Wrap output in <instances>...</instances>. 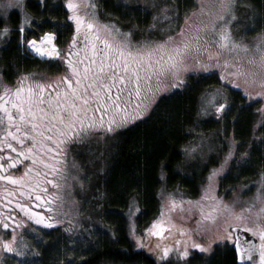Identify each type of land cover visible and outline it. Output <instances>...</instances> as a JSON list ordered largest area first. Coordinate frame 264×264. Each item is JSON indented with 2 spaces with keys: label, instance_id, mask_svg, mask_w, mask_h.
Masks as SVG:
<instances>
[{
  "label": "snow or ice",
  "instance_id": "1",
  "mask_svg": "<svg viewBox=\"0 0 264 264\" xmlns=\"http://www.w3.org/2000/svg\"><path fill=\"white\" fill-rule=\"evenodd\" d=\"M66 6L72 13L68 18L75 22L77 35L73 37V44L82 38L85 42L82 48L74 51L73 44H69L66 55L62 56L61 49L55 43V32H44L38 38L33 36L26 40V44L38 56L64 61L68 71L51 80L34 81L24 75L18 79L15 87L0 83V181L19 185V193L29 199L35 196V201L45 200V196L40 194L41 184L50 183L56 189L61 187L57 180L64 179L67 171V143L78 142L96 130L115 132L143 117L145 111L141 104L148 95H155L156 90L171 91L185 83L180 74L188 71L189 58L205 71L210 67H223L229 76L243 78L245 83L251 78L264 89V34L255 37L252 43H244L233 36L229 25L236 19V0H198L197 7L184 16L185 24L191 21L195 26L187 32L184 27H179L178 33L174 31L172 21L179 20V14L165 4L153 19L168 21V29L161 31L171 30L174 34L166 35L164 39L139 42L132 41V34L122 32L115 24L101 23L97 6L90 0H66ZM10 9H19L22 14L17 28L21 41H24L25 26L32 23V17L24 11V0H0V19H6ZM11 31L5 25L0 29V38ZM213 46L215 52L211 51ZM203 53H207L208 63L201 62ZM221 78L228 77L222 73ZM163 79L172 81L170 87L160 89ZM153 80L156 81L155 88ZM230 82L236 83L234 79ZM236 86L242 87L239 84ZM243 91L250 100L264 97V91L252 93L247 88ZM205 104L212 105L217 115L228 106L227 102L216 104L215 94L208 97ZM132 106L134 111L129 113ZM232 155L230 150L226 159ZM22 157L31 160L25 172L20 176L7 174L21 164ZM61 162L64 167H61ZM41 167L43 172L38 171ZM220 170L212 169L209 172V183L195 201L168 193L166 201L162 200L160 215L144 229L145 235L164 239L165 231L175 227L173 214L177 211L186 214L182 219H192L193 214L198 216L195 229L177 228L181 237L192 231H205L208 225H215L218 217L226 211L227 216L231 217L224 221L227 235L217 237L214 243L228 242L234 245L241 264H264V173L261 174V187L257 194L251 202H247V207L235 213L230 205H222L214 195H208L213 178ZM48 177L53 179L49 180ZM161 195L163 197L164 194ZM59 198V195L55 197ZM49 201L54 202V198L49 196L45 203ZM17 207L36 224L52 227L60 223L52 217L45 218L42 212H34L27 203L17 204ZM50 211L55 209L51 208ZM8 219L11 216H0V226L12 232L10 239L0 237V253L7 251L25 256L26 253L17 246V221L13 219L9 224L6 222ZM241 227L259 237V243L242 240L239 234L228 231ZM71 230L67 229L69 232ZM132 231H135L134 225ZM136 239L137 247H147L140 237ZM181 244V239H176L174 246L166 245L160 249L157 243L155 248L162 253L160 259L168 257L172 251L187 257L189 245L185 241L181 251ZM191 248L201 252L210 251V247L195 241L191 243ZM254 253H258V259Z\"/></svg>",
  "mask_w": 264,
  "mask_h": 264
},
{
  "label": "rangeland",
  "instance_id": "2",
  "mask_svg": "<svg viewBox=\"0 0 264 264\" xmlns=\"http://www.w3.org/2000/svg\"><path fill=\"white\" fill-rule=\"evenodd\" d=\"M27 1L24 0V11L28 13L26 9ZM52 1V4L58 2V0ZM90 2L95 3L96 6L100 4L99 0H90ZM115 2L122 5L123 9L127 12H132L133 9H137L144 14L147 13L149 16L147 25L144 24V18L141 17L138 20L139 25L132 24L131 26H126L128 24L127 22L118 20L115 18L116 16L100 9L103 13L102 18H104V21L115 24L122 32H130L132 34L131 39L134 42L146 39L159 40L164 39L166 35L174 34L171 30L167 32L161 31V29H168V21L153 19L165 4L170 5L179 14V20L172 21L176 33L179 32V27H184L187 32L190 27L195 26V23L191 21L185 24L184 16L197 7L198 0H183L180 4H175L172 0H115ZM64 3H66V0H64ZM255 3V0H236L234 9L236 19L229 25L233 36L244 43H252L255 37L264 34V0L262 4ZM189 4L191 8L186 9L189 8ZM13 12H18L19 14L18 26L22 20V14L19 9H10L7 18L0 19V21H3L4 26L7 25L21 38V33L17 26L13 28L10 25L9 17ZM170 15H175V13H170ZM97 16L100 21V15L98 13ZM130 17L132 16L130 15ZM153 25L155 27H152ZM27 28L29 27L25 26L24 37L27 33ZM31 30L35 32L40 30V27L36 26ZM11 36L12 34L10 32L6 37L0 38V48L4 45L5 40ZM24 45L25 50L27 49L34 58L44 61L49 60L47 57H41L35 54L28 48L26 43ZM211 51H216L215 46H213ZM200 60L202 63H208L207 53L201 54ZM187 63L189 66L188 71L181 72L180 74V78L185 83L181 87L174 88L171 91L156 90L155 95H148L147 99L141 104V108L145 111L143 117L132 121L122 128L116 129L115 132L109 133L96 130L78 142L72 141L67 143L65 146L67 159L65 178L57 180L61 185L59 189L54 188L50 183L41 184L40 194L45 196L44 201H35V196L32 199L22 196L18 191L19 185H12L11 182L0 181V216H11V219L6 221L9 224L12 223L13 219L17 221V226H15L18 236L17 246L21 251L26 253L25 256H18L16 253L3 251L0 253V264H45V262L50 264H75L78 260L82 259L91 250L92 246L106 234L107 230H110L109 226L105 223L107 214L103 207L104 193L100 187L99 180L104 176L108 168L111 150H113L117 141L116 134L147 118L158 100L165 94L181 89L186 84L188 76L190 75L198 76L215 73L220 80V85L211 87L200 98V122L198 124L200 131H196L191 142L183 148L184 159L180 168L185 169L188 166L201 170L205 166H208L210 169L197 196L190 197L186 194L185 190L179 188L166 189L162 187L160 191L161 203L162 200L166 201L168 193L177 196L182 195L185 199H191L193 201L197 200L201 197L204 188L209 183L207 179L209 172L212 169H221L213 178L212 189L208 195H214L222 205H230L235 213H239L241 208L247 207V202H251L261 187V174L264 173V167L257 169V164L254 162V159H256L254 155L260 148L261 158H264V126H261L264 124V111H261L264 109V97H255L254 100H250L245 95L243 89L247 88L252 93L264 91V89L257 82H253L251 78L245 83L243 78L229 76L228 71L223 67H210L205 71L192 58H189ZM45 67L46 65L40 68L41 70L22 72L13 82H17L24 75H28L34 81L53 79V77L45 74ZM47 69L49 70V68ZM222 73L228 78L222 79ZM233 79L236 81L235 84L230 82ZM6 82L7 80L0 74V83L8 85ZM171 83L172 81L170 79H163L159 87L160 89L167 88L170 87ZM237 84L242 87H237ZM153 86L154 88L156 86L155 80H153ZM213 94L216 96V104L227 102L228 106L220 115L216 114L215 108L212 105L205 104V100ZM133 99L135 100V97ZM244 103L247 107L245 109L243 108L244 110L240 118H238L239 123L241 124L245 119L252 121L251 131L246 140H242V138L237 139L236 137H239L238 132L236 137L233 131L229 132L231 128L230 121L239 112L238 107ZM145 105H147L146 108L144 107ZM240 108L242 109V107ZM133 111L134 106L129 108V113ZM205 121L212 122V126L209 128V131L202 133L204 131L202 129V122ZM193 146L197 147L195 150L189 151ZM230 150L233 155L226 159ZM13 155L15 156L16 154L14 153ZM30 162L31 160L29 158L22 157L21 164L10 169L7 174L13 176L22 175ZM61 167H64L63 162H61ZM38 171L43 172L42 167L38 168ZM41 179H44V177L41 176ZM48 179L51 180L53 177H48ZM44 189H47V191H44ZM161 193L164 194L163 197ZM57 195H59V199H55ZM49 196L54 198V202L49 201L46 204L45 201L48 200ZM20 203H27L34 212H42L45 218L52 217L60 221V223H55L52 227H47L45 224H36L35 220L28 219L17 207V204ZM204 203L207 205L208 202L205 201ZM51 208H54L55 211H50ZM123 211L127 220L128 233L135 247L145 250L158 260H161L160 257L162 255L160 249L166 245L174 246L176 239H181L182 241L181 246H179L181 251L183 250V243L185 241L189 245V255L187 257L179 256L178 251L170 252L168 258L177 264H186L185 261L193 255V252L198 253L203 259L201 262L206 263L208 262V258H212L214 255L215 247L232 245L228 242L214 243L217 237L227 235L224 231V221L225 219H231V217L227 216L226 211H223L221 216L218 217V222L215 225H208L203 232H189L184 237L178 234L177 228L183 226L195 229L198 216L193 214L192 219H182V217H186V214L177 211L173 214L175 227L165 231L164 239H159L151 235L146 236L144 230H138L136 216L139 207L136 201L133 200ZM13 212L15 213L14 216L11 215ZM21 224L23 226H19ZM133 225L135 226L134 232L132 231ZM69 228L72 229L70 232L67 231ZM228 231L234 234V228H230ZM11 235V230L3 229L0 226V237L10 239ZM21 237L22 239H20ZM137 237H140L143 243L147 244V247H137ZM193 241L210 247V251L201 252L199 249L191 248ZM157 243L160 245V249L155 248Z\"/></svg>",
  "mask_w": 264,
  "mask_h": 264
},
{
  "label": "trees",
  "instance_id": "3",
  "mask_svg": "<svg viewBox=\"0 0 264 264\" xmlns=\"http://www.w3.org/2000/svg\"><path fill=\"white\" fill-rule=\"evenodd\" d=\"M181 1L183 0H172L175 4H180ZM255 1V4L263 2ZM52 2L43 0L41 5L40 0H28L26 9L32 17V23L27 25L29 28L26 29L24 42L12 30V36L6 39L0 48V74L7 82L12 83L22 72L41 70L40 68L48 62L34 58L27 49L25 50L24 43L35 36L36 32L40 35L61 22L66 23L64 0H58L55 4ZM99 3L102 11H107L118 20L127 22L126 26L139 25L138 20L141 17L144 18L146 25L149 20L147 13L144 14L137 9L127 12L115 0H99ZM190 4L186 9L191 8ZM18 20V12L11 13L9 21L13 28L17 26ZM3 26L4 22L0 21V29ZM36 26L40 27V30L33 32L31 29ZM218 85L220 80L215 73L190 75L181 89L163 95L147 118L116 134L117 141L111 150L108 168L99 180L104 193L103 207L107 214L105 223L110 230H107L91 250L75 264H177L168 257L158 260L145 250L136 248L128 233L123 210L133 200L136 201L139 207L136 223L138 230L141 231L160 215L162 187L185 190L190 197L199 194L210 168L205 166L198 170L186 166L185 169H181L180 165L184 159L183 148L191 142L196 131H200L198 126L200 98L211 87ZM240 107L234 116L237 118L230 121L229 132L233 131L235 137L238 132L239 137L236 138L246 140L251 131L252 121L245 119L239 123L238 118L247 106L244 103ZM202 125L204 130L202 133H206L212 122L205 121ZM260 152L261 148L254 155L257 169L264 167V158H261ZM213 254L212 258H208V262L204 263L201 262L202 257L193 252L185 263L237 264L232 245L215 247Z\"/></svg>",
  "mask_w": 264,
  "mask_h": 264
},
{
  "label": "flooded vegetation",
  "instance_id": "4",
  "mask_svg": "<svg viewBox=\"0 0 264 264\" xmlns=\"http://www.w3.org/2000/svg\"><path fill=\"white\" fill-rule=\"evenodd\" d=\"M41 5H43V0H40ZM99 5V4H98ZM101 6H97L96 10L97 13L100 15V21H102L101 23H107L106 21H104V18H102V11L100 10ZM64 9H65V13H66V23L61 22L58 25H56L55 27H52V29L50 31H46V32H55L56 33V40L55 43L58 45V47L61 49V55L65 56L67 51H68V46L69 44H73V37L76 36V30H75V22L70 20L68 17L71 16V10H69L66 6V3H64ZM44 33V32H43ZM40 34L38 35V32L34 33L35 36H41L43 35ZM84 40L82 38H78V42L73 44V50L75 51L76 48H82V46L84 45ZM45 74H47L49 77H60L63 74H65L68 70H67V65L64 61L60 60V59H52V60H48V62L45 64ZM49 68V70L47 69ZM8 83L9 86H13L15 87L17 82H6ZM61 87H63V85H61Z\"/></svg>",
  "mask_w": 264,
  "mask_h": 264
},
{
  "label": "water",
  "instance_id": "5",
  "mask_svg": "<svg viewBox=\"0 0 264 264\" xmlns=\"http://www.w3.org/2000/svg\"><path fill=\"white\" fill-rule=\"evenodd\" d=\"M234 234H239L241 236V239H247V240H252L254 243H259V237L257 236H253L252 233L247 232L246 229L244 228H239V229H234ZM234 251H235V247L234 245L232 246ZM235 255H236V263L237 264H241V262L238 260L237 258V253L235 251ZM254 255L256 256V258L258 259V253H254Z\"/></svg>",
  "mask_w": 264,
  "mask_h": 264
}]
</instances>
